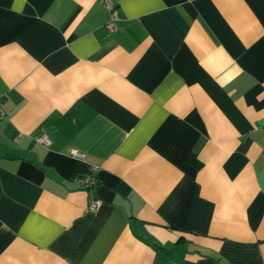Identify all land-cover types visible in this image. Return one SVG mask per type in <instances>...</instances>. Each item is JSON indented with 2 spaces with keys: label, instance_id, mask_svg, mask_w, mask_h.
Masks as SVG:
<instances>
[{
  "label": "crops",
  "instance_id": "0c3cea01",
  "mask_svg": "<svg viewBox=\"0 0 264 264\" xmlns=\"http://www.w3.org/2000/svg\"><path fill=\"white\" fill-rule=\"evenodd\" d=\"M109 1L0 0V264H264V0Z\"/></svg>",
  "mask_w": 264,
  "mask_h": 264
},
{
  "label": "built area",
  "instance_id": "2783aa9c",
  "mask_svg": "<svg viewBox=\"0 0 264 264\" xmlns=\"http://www.w3.org/2000/svg\"><path fill=\"white\" fill-rule=\"evenodd\" d=\"M106 6L108 9V20L105 23V27L109 31H114L116 29V22L119 19L118 8L109 0H106ZM6 116V112L3 105V99L0 97V121ZM2 132V126L0 125V134ZM35 140L43 145H49L51 143L50 138L46 133H41L35 137ZM69 154L76 157L82 161L86 160V154L79 151L76 148H71ZM99 171L98 165H92L87 173L76 178V182L82 186V188L91 190L98 182L97 173ZM100 199L92 196L89 198L88 208L89 210H97L100 206Z\"/></svg>",
  "mask_w": 264,
  "mask_h": 264
}]
</instances>
